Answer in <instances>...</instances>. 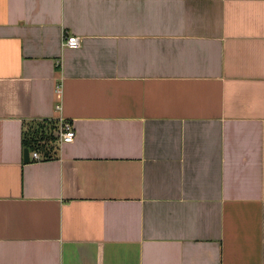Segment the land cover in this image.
<instances>
[{
	"label": "crops",
	"instance_id": "0c3cea01",
	"mask_svg": "<svg viewBox=\"0 0 264 264\" xmlns=\"http://www.w3.org/2000/svg\"><path fill=\"white\" fill-rule=\"evenodd\" d=\"M0 264H264V0H0Z\"/></svg>",
	"mask_w": 264,
	"mask_h": 264
},
{
	"label": "trees",
	"instance_id": "16d2710c",
	"mask_svg": "<svg viewBox=\"0 0 264 264\" xmlns=\"http://www.w3.org/2000/svg\"><path fill=\"white\" fill-rule=\"evenodd\" d=\"M59 121L52 119L31 120L22 134V147L30 153L37 152L42 159L50 160L57 157V135Z\"/></svg>",
	"mask_w": 264,
	"mask_h": 264
},
{
	"label": "built area",
	"instance_id": "2783aa9c",
	"mask_svg": "<svg viewBox=\"0 0 264 264\" xmlns=\"http://www.w3.org/2000/svg\"><path fill=\"white\" fill-rule=\"evenodd\" d=\"M80 37L71 35L66 36L62 40V46L70 47V48H77L80 45ZM59 126L58 129L55 131L57 135V142L58 144L62 143H70L74 140L75 131L71 125V123L63 118L58 119ZM31 157L34 159H39L40 155L37 152H33Z\"/></svg>",
	"mask_w": 264,
	"mask_h": 264
},
{
	"label": "water",
	"instance_id": "95a60500",
	"mask_svg": "<svg viewBox=\"0 0 264 264\" xmlns=\"http://www.w3.org/2000/svg\"><path fill=\"white\" fill-rule=\"evenodd\" d=\"M23 160L25 162H28L30 160V152H29L28 148L23 149Z\"/></svg>",
	"mask_w": 264,
	"mask_h": 264
}]
</instances>
